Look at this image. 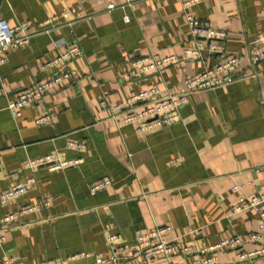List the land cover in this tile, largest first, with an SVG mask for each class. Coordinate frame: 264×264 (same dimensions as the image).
I'll return each instance as SVG.
<instances>
[{
  "label": "crops",
  "instance_id": "crops-1",
  "mask_svg": "<svg viewBox=\"0 0 264 264\" xmlns=\"http://www.w3.org/2000/svg\"><path fill=\"white\" fill-rule=\"evenodd\" d=\"M111 2L124 0H0L1 17L11 26L28 20L34 33L3 53L0 65V194L34 178L25 193L0 201V264H93L92 257L77 254L133 247L138 236L158 226L170 227L166 238L194 247L247 239L259 230L257 211L234 213L233 207L242 194L264 193V61L252 64L248 58L264 32V0H201L189 9L228 32V54L244 57L238 77L192 93L179 120L147 132L135 124L119 126L102 98L121 104L156 84L178 92L220 55L185 58L196 39L182 0H138L110 9ZM64 11L68 18L60 17L50 31L34 32ZM72 43L83 50L69 63L75 76L14 117L8 102L45 80L42 65ZM144 55H176L180 62L127 78L131 60ZM47 114L50 120L39 123ZM50 155L58 164H74L27 166ZM107 179L110 185L93 189ZM45 201L36 211L1 220ZM113 234L120 238L110 240ZM262 246L247 241L244 250ZM240 251H218L214 264H264V253L241 260ZM204 257H137L128 264H203Z\"/></svg>",
  "mask_w": 264,
  "mask_h": 264
},
{
  "label": "built area",
  "instance_id": "built-area-1",
  "mask_svg": "<svg viewBox=\"0 0 264 264\" xmlns=\"http://www.w3.org/2000/svg\"><path fill=\"white\" fill-rule=\"evenodd\" d=\"M138 0H124L121 5L114 2L109 3V8L113 9L117 6L125 7L131 5ZM201 0H182L185 10V19L190 27L191 33L195 40V45L185 48V58L198 59L205 55H220V60L213 66L206 67L201 72L189 77L185 81L184 87L178 92H171L168 88L159 85H152L149 88L134 92L127 97L124 103L110 105L104 97L100 101L102 107L109 110L110 116L119 126L125 124H135L138 131L147 132L151 129L166 127L180 119V109L188 101L190 95L196 91L212 90L223 85L231 83L238 77V69L242 65L244 59L241 54L229 55L227 52L228 32L224 28L213 27L207 21L199 19L189 9L199 3ZM60 17L68 18L67 11L61 15H53L45 19L39 26L40 29L35 33L42 31H50L51 27L58 25ZM128 20V16H126ZM70 25L74 21L67 20ZM30 21H23L15 26H11L9 22L0 16V65L4 63L3 53L11 48L20 47L30 41L33 32L30 29ZM50 26V27H48ZM83 54L78 43H72L57 56L50 59L42 65V69L48 72V77L37 82L26 89L20 91L17 97L8 102V108L14 117H19L22 110L40 101L46 92L53 86L65 80L74 77L75 72L69 67L71 59ZM248 58L252 64L264 61V32L257 37V42L251 47ZM180 59L176 55H168L164 57H154L144 55L133 58L130 68L125 72L127 78H132L141 74L152 71H158L162 67L169 64H178ZM4 92L0 87V93ZM5 93V92H4ZM50 120V115L42 116L38 119L39 123H45ZM53 164L52 168H58L74 164L72 161L58 164L56 157L53 155L40 157L30 160L27 166ZM34 182V178L28 179L27 182H18L6 191L0 194V201L8 203L11 199L25 193L29 184ZM111 184V180H103L97 183L93 189L98 190ZM241 189L240 186H234L233 190ZM47 201L37 205H27L21 207L19 211L5 215L1 220L4 223L10 222L21 214L29 213L45 206ZM264 193L254 195H241L239 202L233 207V212H241L247 209L257 211L260 219L259 230L252 232L247 239L235 237L226 238L217 243L202 247H194L192 244L181 245L177 239H168L165 235L170 231L169 226H158L149 232L138 236L137 242L133 247L121 245L117 249L110 252H81L77 256L92 257L93 264H128L130 260L142 257L146 260L154 258H169L174 254L189 255L198 253L205 255L203 264H214L216 258L215 253L225 248L241 249L239 256L241 260L251 259L254 256L264 253ZM194 237L195 233L190 232ZM120 237L117 234L110 236V240L116 241ZM247 241H253L263 245L253 251L244 250ZM5 264H10L6 261ZM43 264V263H41Z\"/></svg>",
  "mask_w": 264,
  "mask_h": 264
}]
</instances>
